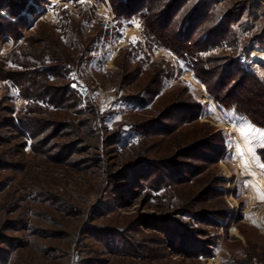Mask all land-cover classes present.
I'll return each mask as SVG.
<instances>
[{
	"label": "rangeland",
	"instance_id": "rangeland-1",
	"mask_svg": "<svg viewBox=\"0 0 264 264\" xmlns=\"http://www.w3.org/2000/svg\"><path fill=\"white\" fill-rule=\"evenodd\" d=\"M113 2L30 0L23 38L0 42V74L21 70L16 53L46 50L41 67L63 73L55 87L82 100L45 108L66 126L33 153L9 122L27 102L0 76V264H264V129L215 103L195 59L148 32L142 0ZM237 7L233 45L202 56L238 60L264 83V0H220L213 24ZM165 13L154 18L164 38L177 23ZM184 105L200 106L198 122Z\"/></svg>",
	"mask_w": 264,
	"mask_h": 264
},
{
	"label": "trees",
	"instance_id": "trees-1",
	"mask_svg": "<svg viewBox=\"0 0 264 264\" xmlns=\"http://www.w3.org/2000/svg\"><path fill=\"white\" fill-rule=\"evenodd\" d=\"M5 1L0 3V12H7V16L0 15V42L8 37L13 39L16 44L23 38L22 31L28 26L26 24L27 17L26 15L22 16V14L28 6L30 7V0H17L18 2H15V4H11L8 0ZM142 1L138 4L137 13L144 15L148 32L157 37L162 46L171 50L177 57L191 56L195 59L192 69L195 77L206 87L208 94L215 103L225 110H234L237 114L245 116L256 128L264 129V110L262 109L263 112H259L257 109L261 103L260 99H264V83L259 75L249 67L246 68L238 60L221 67L220 61L216 57L205 58L202 56L215 49H224L225 44L233 45L231 41L234 40L235 35L231 32V26L238 22L242 13L241 9H244V7L241 9L240 7L236 8L235 11L238 12V16L235 12L232 16L230 14L224 17V20L222 19L223 21L219 25H215L213 24L214 8L220 4V0L202 1L193 11L188 6L193 0ZM204 2L206 3L204 4ZM112 4H115L113 0ZM121 5H124V3H121ZM164 7L168 10L164 9L163 11L162 8ZM202 10H204V13L201 12ZM165 11L167 14L165 13L163 16L166 15L167 24L170 21L169 26H172V23H177H175L176 28H172V34L164 38V34L157 36L154 31H161L154 18ZM121 13L123 14L122 11ZM122 17L128 19V16L123 15ZM256 18L258 19V17ZM150 19L153 20L151 21ZM181 30H183L184 35L180 37ZM166 32L169 31L163 30L162 33ZM262 35L264 37V30ZM258 40L259 38L256 37L255 41ZM45 52L46 50H32L29 53L25 52L23 55L16 53L13 61L16 67L21 68V70L17 73L2 72L0 74L1 77H7V80L13 82L27 102L26 107L18 113V116L9 120L11 127L18 131L20 135L31 139V151L33 153L43 155L47 153H44L41 149L51 140V138L46 137V132L53 129V134L55 135L52 136L53 139L63 130V126H66L65 123L61 124V122L51 119L53 118L52 116H47L45 108L52 107L57 111H63L68 109L70 107L68 104L73 101L74 108L78 109L82 102L78 91L71 90L72 86L67 85L62 87V89L55 87L58 85L56 82L63 76V73L61 74L59 66L58 68L41 67L40 56ZM215 81L217 83L212 86V82ZM237 87L239 91L241 90V94L232 90ZM150 95L151 97L154 96L153 89ZM250 97H254L255 101H257L254 103L255 105L245 99ZM182 108H184L183 112H186L191 117L188 123L198 122L200 118L199 105L192 108L189 105H184ZM260 108L262 107L260 106ZM161 129L167 130L168 128L164 126ZM75 133L77 132L75 131ZM147 136H149V132ZM121 140V134H117L113 141L115 148L120 149ZM65 146V143L59 146L61 150L59 153L62 155L65 152ZM218 158L214 159V163L219 161ZM5 167H7L6 163L4 164V162L0 161V169H5ZM1 188L2 186L0 185V191L2 190Z\"/></svg>",
	"mask_w": 264,
	"mask_h": 264
},
{
	"label": "bare ground",
	"instance_id": "bare-ground-1",
	"mask_svg": "<svg viewBox=\"0 0 264 264\" xmlns=\"http://www.w3.org/2000/svg\"><path fill=\"white\" fill-rule=\"evenodd\" d=\"M258 57H264V54L262 53H255Z\"/></svg>",
	"mask_w": 264,
	"mask_h": 264
},
{
	"label": "snow or ice",
	"instance_id": "snow-or-ice-1",
	"mask_svg": "<svg viewBox=\"0 0 264 264\" xmlns=\"http://www.w3.org/2000/svg\"><path fill=\"white\" fill-rule=\"evenodd\" d=\"M137 27H138V26H137ZM260 199L264 200V195H261V196H260Z\"/></svg>",
	"mask_w": 264,
	"mask_h": 264
}]
</instances>
